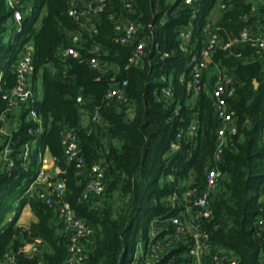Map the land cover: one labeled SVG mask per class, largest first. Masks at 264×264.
I'll list each match as a JSON object with an SVG mask.
<instances>
[{
	"label": "trees",
	"instance_id": "trees-1",
	"mask_svg": "<svg viewBox=\"0 0 264 264\" xmlns=\"http://www.w3.org/2000/svg\"><path fill=\"white\" fill-rule=\"evenodd\" d=\"M105 1L103 12L81 23L69 15V0H32L34 8L22 32L14 34L13 12L0 0V261L8 251L15 253L18 264H67L69 260L63 223L54 209L29 193L40 170L39 155L48 148L66 184L63 200L94 230L86 264H133L139 245L147 250L151 241L164 240L170 243L169 249L160 251L161 258L153 264H190L189 245L182 241L185 237L177 239L175 226L162 219L176 212L172 196L176 195L179 210H185L184 193L197 188L201 195L206 189L220 126L212 106L218 65L231 74L236 86L230 105L239 131L218 163L222 176L209 199L212 214L199 222L210 234L213 254L229 250L237 256V264H264V232L259 233L256 226L264 216V52L251 43L235 42L228 50L222 48L239 41L245 31L262 32L264 4L254 5L250 0H202L194 6L185 5L184 0ZM126 3L132 4V12ZM195 10L197 18H192ZM111 15L139 25L137 38L146 41L140 63H130L134 46L119 42ZM191 26L192 39L186 48L181 32ZM216 27L219 41L203 79L207 87L193 97L181 76L185 74V82L191 79L190 55L201 51ZM71 34L81 36L76 45L80 59L61 55L74 45ZM26 46L34 48V90L42 79L43 99L37 109L45 133L36 146L35 123L24 110L5 114L4 94L17 85L14 67ZM93 57L100 69L89 64ZM123 81L127 82L126 99L122 103L109 100V90ZM168 88L171 98L165 95ZM96 115L99 120L94 119ZM195 121L197 133L190 135ZM3 128L9 136L2 135ZM65 129L78 135L87 170L96 162L107 166L102 197L83 199L89 179H80L74 165L66 161L61 138ZM179 132L183 138L178 141ZM175 141L181 144L180 151H172ZM9 143L15 158L10 168L1 160ZM26 144H31L29 161L19 157ZM27 205L37 222L19 227ZM12 212L15 215L9 220ZM155 219L158 222L152 224ZM158 225L162 231L154 237L153 228ZM25 244L38 245L40 252H21ZM139 261L145 263L143 258Z\"/></svg>",
	"mask_w": 264,
	"mask_h": 264
},
{
	"label": "built area",
	"instance_id": "built-area-1",
	"mask_svg": "<svg viewBox=\"0 0 264 264\" xmlns=\"http://www.w3.org/2000/svg\"><path fill=\"white\" fill-rule=\"evenodd\" d=\"M202 0H184L187 6H194ZM70 9L69 15L76 21L81 23L91 22L93 15L103 12L107 6L105 0H69ZM7 7L12 10V32L20 34L23 30L25 19L32 13L30 9L32 0H5ZM128 11L132 12L133 7L131 3H126ZM192 18H197V11L193 12ZM111 20H115V15L110 16ZM116 33L119 42L126 46H134L132 56L130 58L131 64H138L142 60V56L146 47L144 39L138 40L140 32L139 25L135 21L115 20ZM89 28L94 29V26ZM218 27L211 32L205 46L200 52H192L190 55L189 68L190 76L185 82V74L181 76V81L185 83L186 89L193 97L199 96L207 87L204 82V76L212 63L215 49L218 45L219 35L217 33ZM194 27L191 26L189 30L182 31L181 36L187 48L188 42L192 39V31ZM73 46L66 48L61 52L63 57H73L80 59V51L76 45L81 41L80 34H71ZM235 42L251 43L259 51L264 52V25L262 32L250 33L243 32L240 40H236L224 45L222 48L228 50ZM33 50L31 46H26L23 55L18 59L15 65V72L17 74V85L14 89L4 94V99L8 101V108L6 113L20 112L26 114L27 119L35 123V139L33 144L35 146L40 143L44 133L45 126L38 112V105L43 99V92L41 91L42 79L37 82V88L32 87V75L35 71L33 61ZM91 67L100 69L102 66L99 60L95 57L89 60ZM215 79L212 85V106L214 116L220 123L217 130V147L213 158V163L207 170L206 175V189L201 194H197V188L188 190L184 193L185 210H179L180 206L177 204L176 195L171 197V204L176 211L175 214L163 217L162 222H170L176 228V237H185L183 244L189 245L187 256L192 259L190 264H237L238 259L233 251L220 250L216 254L212 253L213 244H210V234L204 230L199 220L202 218H209L212 210L209 204L210 197L217 192L219 180L221 178V171L218 163L224 153L225 147L229 140L238 134V126L236 125V112L231 108L230 101L236 95V86L233 77L226 70L220 68L218 65L215 69ZM127 82L122 84H114L109 90L107 98L111 101L122 103L126 99ZM167 98L173 96L170 88L165 90ZM82 98H78V103H82ZM132 117V114L130 115ZM84 117V116H83ZM99 120V116L94 117ZM33 133V131H30ZM3 136H9L6 128L1 129ZM197 133V121L193 122L189 128V134L195 135ZM62 146L67 163L74 165L77 176L80 179L87 178L86 190L83 194L84 200H89L91 197L100 198L106 191L107 184V166L104 163H93L87 170L86 160L83 156L82 147L78 135L69 129H65L61 133ZM177 140L183 138V133L177 134ZM173 152L181 150V144L177 141L171 145ZM49 152L45 148L40 153V170L29 188V193L36 194L47 206L54 209L55 215L59 221L63 223V232L66 234L69 244L68 251L70 253L67 264H86L87 251L92 243L94 234L93 228L87 224L83 219L79 218L77 213L64 200L63 194L66 190L65 182L60 179L61 170L56 168L52 173L48 171L50 168L49 161L45 158V154ZM31 156V144H26L24 150L19 154V157L24 161H29ZM1 160L10 167L15 165V158L13 157V150L10 143L5 147L1 153ZM53 161H55L53 159ZM99 203H97L98 205ZM158 219H155L152 224H156ZM259 233L264 232V216L260 217L256 223ZM159 229V230H156ZM162 231L160 225L153 228V236L156 237ZM158 233V234H157ZM189 236V239L186 237ZM167 240V239H166ZM168 241V240H167ZM166 241H157L156 244L152 241L148 244L147 250H144L143 245H139L135 253V260L133 264H142L139 258H143L144 264H153L161 258L162 251H167L170 245ZM215 248V247H214ZM20 251L31 255L40 252L38 245L25 244L20 248ZM0 264H18L17 257L13 251H8L5 254V259Z\"/></svg>",
	"mask_w": 264,
	"mask_h": 264
},
{
	"label": "crops",
	"instance_id": "crops-1",
	"mask_svg": "<svg viewBox=\"0 0 264 264\" xmlns=\"http://www.w3.org/2000/svg\"><path fill=\"white\" fill-rule=\"evenodd\" d=\"M250 2H252L254 5H262L264 4V0H250ZM45 158L49 161L50 163V168H48V171L50 173L53 172V170H56V163L55 161H53V157L52 155L47 152L45 154ZM15 213L12 212L10 215H9V220H12L13 217H14ZM34 222H37V218L36 216L32 213L31 209H30V206L27 205L25 206L23 209H22V212H21V215L19 217V220H18V226L19 227H24V228H29L31 226L32 223Z\"/></svg>",
	"mask_w": 264,
	"mask_h": 264
},
{
	"label": "rangeland",
	"instance_id": "rangeland-1",
	"mask_svg": "<svg viewBox=\"0 0 264 264\" xmlns=\"http://www.w3.org/2000/svg\"><path fill=\"white\" fill-rule=\"evenodd\" d=\"M33 8H34V5H33V2L31 3V6H30V9H32L33 10ZM31 14V13H30ZM215 16H216V13H214L213 14V16H212V20H214L215 19ZM2 73H3V70H1V73H0V75H2ZM207 84V83H206ZM17 201V199L15 200V202Z\"/></svg>",
	"mask_w": 264,
	"mask_h": 264
},
{
	"label": "water",
	"instance_id": "water-1",
	"mask_svg": "<svg viewBox=\"0 0 264 264\" xmlns=\"http://www.w3.org/2000/svg\"><path fill=\"white\" fill-rule=\"evenodd\" d=\"M255 84H256V87H258V82L257 81L255 82Z\"/></svg>",
	"mask_w": 264,
	"mask_h": 264
}]
</instances>
